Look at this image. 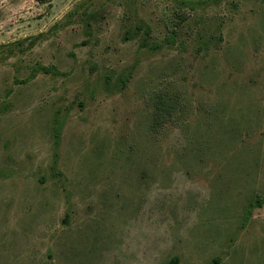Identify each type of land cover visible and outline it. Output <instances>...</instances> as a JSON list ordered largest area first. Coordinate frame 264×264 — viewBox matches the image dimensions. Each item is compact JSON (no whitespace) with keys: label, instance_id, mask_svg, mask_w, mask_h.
I'll return each mask as SVG.
<instances>
[{"label":"rangeland","instance_id":"rangeland-1","mask_svg":"<svg viewBox=\"0 0 264 264\" xmlns=\"http://www.w3.org/2000/svg\"><path fill=\"white\" fill-rule=\"evenodd\" d=\"M174 257L264 264V0H0V264Z\"/></svg>","mask_w":264,"mask_h":264},{"label":"trees","instance_id":"trees-1","mask_svg":"<svg viewBox=\"0 0 264 264\" xmlns=\"http://www.w3.org/2000/svg\"><path fill=\"white\" fill-rule=\"evenodd\" d=\"M169 40H173V37H170ZM42 70H44V72H49V69L45 67H42ZM176 263H177V258L174 257L170 264H176Z\"/></svg>","mask_w":264,"mask_h":264}]
</instances>
